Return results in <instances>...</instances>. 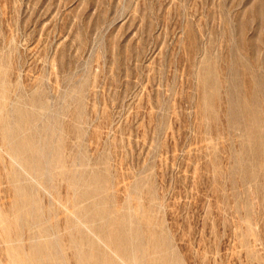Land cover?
Instances as JSON below:
<instances>
[{
	"label": "rangeland",
	"instance_id": "374dc122",
	"mask_svg": "<svg viewBox=\"0 0 264 264\" xmlns=\"http://www.w3.org/2000/svg\"><path fill=\"white\" fill-rule=\"evenodd\" d=\"M231 53L264 78V0H0L11 100L29 104L41 91L50 113L66 106L68 124L71 95H81V137L67 133L66 154L80 152L88 170L106 163L118 206L138 183V200L184 264H264V180L235 171L239 138L226 128L223 89L215 128L199 107V68L213 61L224 80ZM57 187L64 198L65 183Z\"/></svg>",
	"mask_w": 264,
	"mask_h": 264
},
{
	"label": "bare ground",
	"instance_id": "6f19581e",
	"mask_svg": "<svg viewBox=\"0 0 264 264\" xmlns=\"http://www.w3.org/2000/svg\"><path fill=\"white\" fill-rule=\"evenodd\" d=\"M226 64L224 80L213 61L199 68L200 111L215 128L223 89L226 128L239 138L232 155L235 171L250 181L264 180V78L239 53ZM11 89L3 72L0 153L7 157L4 180L13 200L7 210L0 203V264H69L66 248L72 250L73 264H184L172 236L156 227L138 200V183L130 185L125 205L118 206L107 164L88 170L80 152L66 154L67 133L81 137V95H71L76 106L73 120L65 124L66 106L52 114L41 91L27 104L11 100ZM58 182L66 185L64 198L58 196ZM39 190L51 199L45 209L37 199ZM148 194L153 195L151 189Z\"/></svg>",
	"mask_w": 264,
	"mask_h": 264
}]
</instances>
